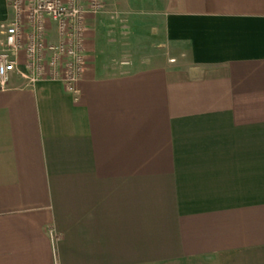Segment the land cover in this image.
Returning a JSON list of instances; mask_svg holds the SVG:
<instances>
[{"label":"crops","instance_id":"0c3cea01","mask_svg":"<svg viewBox=\"0 0 264 264\" xmlns=\"http://www.w3.org/2000/svg\"><path fill=\"white\" fill-rule=\"evenodd\" d=\"M103 1L0 89V264H264V0Z\"/></svg>","mask_w":264,"mask_h":264},{"label":"built area","instance_id":"2783aa9c","mask_svg":"<svg viewBox=\"0 0 264 264\" xmlns=\"http://www.w3.org/2000/svg\"><path fill=\"white\" fill-rule=\"evenodd\" d=\"M12 20L1 25L0 89L17 74L25 85L56 81L76 98L85 72L87 18L103 0H7Z\"/></svg>","mask_w":264,"mask_h":264}]
</instances>
